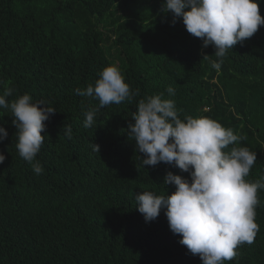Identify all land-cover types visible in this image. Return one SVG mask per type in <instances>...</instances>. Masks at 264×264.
I'll use <instances>...</instances> for the list:
<instances>
[{
	"label": "trees",
	"instance_id": "obj_1",
	"mask_svg": "<svg viewBox=\"0 0 264 264\" xmlns=\"http://www.w3.org/2000/svg\"><path fill=\"white\" fill-rule=\"evenodd\" d=\"M264 18V0H257ZM166 0H0V94H29L56 109L46 124L37 175L16 149L9 109H0V264H202L169 228L166 209L146 222L136 194L171 195L163 162L142 166L144 154L129 137L139 100L163 93L179 117H209L246 137L257 161L246 180L264 176V26L235 45L219 71L216 49L187 32ZM189 9H186V11ZM175 19V22H174ZM115 50V52H113ZM205 56L210 58L204 59ZM116 65L139 95L99 108L75 89L95 84ZM171 86L174 96L167 93ZM99 109L85 128V113ZM71 125L69 139L63 130ZM91 144L99 145L93 152ZM254 242L225 264H264V190H258Z\"/></svg>",
	"mask_w": 264,
	"mask_h": 264
},
{
	"label": "clouds",
	"instance_id": "obj_2",
	"mask_svg": "<svg viewBox=\"0 0 264 264\" xmlns=\"http://www.w3.org/2000/svg\"><path fill=\"white\" fill-rule=\"evenodd\" d=\"M164 11L182 18L187 32L201 38L203 47H215L219 60L212 61L211 66L217 71L230 49L264 26L257 0H166ZM74 91L98 100L99 108L119 105L139 95V89L131 90L116 65L105 67L94 85ZM167 93L174 96L173 87L169 86ZM12 95L11 87L3 90L0 109L12 113L19 156L37 175L42 174L44 169L36 160L45 141L41 133L46 131L45 122L56 109L43 100L33 102L29 94L9 101ZM163 95L139 100L132 116L135 123L129 124L128 135L135 141L137 151L146 157L141 160L142 166L161 162L174 165L189 173L190 180L168 172L164 185H174L175 192L170 196L153 191L136 194L138 211L150 222L166 209L169 228L182 236L181 245L192 255H199L202 264H225L237 257L239 246L251 245L259 231L255 210L260 203L258 190H264V176L254 182L246 180L257 161L256 152L243 146L225 151L246 137L234 134L233 129L209 117L185 116L182 120L175 101L163 99ZM98 110L86 111L85 128L96 123ZM63 130L71 139V125H65ZM7 138L8 132L0 127V142ZM91 147L93 152L100 150L99 145ZM5 159L0 154V164Z\"/></svg>",
	"mask_w": 264,
	"mask_h": 264
},
{
	"label": "rangeland",
	"instance_id": "obj_3",
	"mask_svg": "<svg viewBox=\"0 0 264 264\" xmlns=\"http://www.w3.org/2000/svg\"><path fill=\"white\" fill-rule=\"evenodd\" d=\"M113 52H115V50H113Z\"/></svg>",
	"mask_w": 264,
	"mask_h": 264
}]
</instances>
